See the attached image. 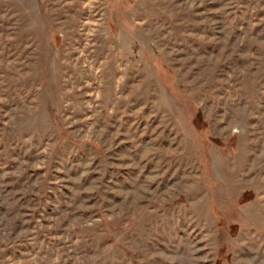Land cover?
<instances>
[{"label": "rangeland", "instance_id": "obj_1", "mask_svg": "<svg viewBox=\"0 0 264 264\" xmlns=\"http://www.w3.org/2000/svg\"><path fill=\"white\" fill-rule=\"evenodd\" d=\"M221 261L264 264V0H0V264Z\"/></svg>", "mask_w": 264, "mask_h": 264}, {"label": "trees", "instance_id": "obj_2", "mask_svg": "<svg viewBox=\"0 0 264 264\" xmlns=\"http://www.w3.org/2000/svg\"><path fill=\"white\" fill-rule=\"evenodd\" d=\"M194 125L199 130L206 129L207 128L206 126H208L207 123L203 120L202 114H200V112L197 114V116H196V118L194 120ZM214 142L217 145H222L219 140H214ZM251 199H252V194L251 193L244 194L243 195V199H241V203L245 204V203L249 202ZM233 229H234L233 234L235 235L237 233V228H233ZM217 264H222V261L220 263L218 262Z\"/></svg>", "mask_w": 264, "mask_h": 264}]
</instances>
